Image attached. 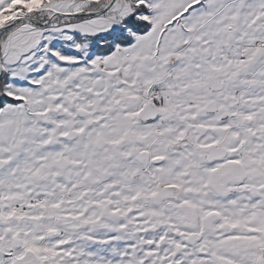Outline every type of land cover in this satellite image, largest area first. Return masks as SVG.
Listing matches in <instances>:
<instances>
[{
	"label": "snow or ice",
	"instance_id": "obj_1",
	"mask_svg": "<svg viewBox=\"0 0 264 264\" xmlns=\"http://www.w3.org/2000/svg\"><path fill=\"white\" fill-rule=\"evenodd\" d=\"M0 264H264V0H0Z\"/></svg>",
	"mask_w": 264,
	"mask_h": 264
}]
</instances>
